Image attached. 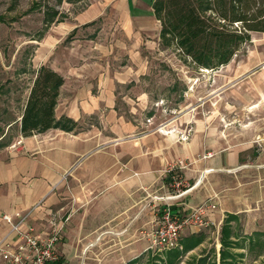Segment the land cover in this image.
<instances>
[{"label": "crops", "instance_id": "obj_1", "mask_svg": "<svg viewBox=\"0 0 264 264\" xmlns=\"http://www.w3.org/2000/svg\"><path fill=\"white\" fill-rule=\"evenodd\" d=\"M154 1L96 0L76 13L68 29L108 12L115 16L114 43H122L119 37L139 43L142 35L158 32ZM58 56L52 69L64 81L54 116L91 125L26 136L18 131L12 142L0 146V240L18 242L2 213L30 211L27 223L38 232H58L56 264H160L157 256L163 264H174L167 260L169 250L163 257L164 250L151 246L162 207L166 203L184 215L212 193H217L216 207L205 211L207 224L181 232V248L196 242L184 255L213 244L217 260L209 249L197 258L219 264L224 225L230 228L228 240L236 242L264 231V129L259 140L240 145L221 144L229 136L223 132L217 141L214 133L209 140L200 132L195 148L186 140L174 144L163 133L133 132L116 105L109 76L117 72L60 66ZM187 157L193 158L188 167L169 171L168 165L184 163ZM179 177L189 180L183 193L173 186ZM250 246L238 243L236 249L245 252ZM0 264L9 263L0 258Z\"/></svg>", "mask_w": 264, "mask_h": 264}, {"label": "rangeland", "instance_id": "obj_2", "mask_svg": "<svg viewBox=\"0 0 264 264\" xmlns=\"http://www.w3.org/2000/svg\"><path fill=\"white\" fill-rule=\"evenodd\" d=\"M95 1L0 0V143L12 142L18 134L37 71L41 66L52 69L55 53L60 66L68 63L71 68L117 72L109 76L115 83L116 105L133 132L163 133V137L173 138L174 144L186 140L189 148H195L200 132L209 140L215 135L216 141L218 133L228 134L221 140L225 145H240L263 136L259 132L264 129V32L250 31V39L241 43L227 63L200 68L174 44L167 47L161 43L160 20L156 35L144 34L139 43L119 37L122 43L115 44V16L108 12L94 22L68 29L76 13ZM89 125L84 122L73 129ZM191 160H177L168 167L178 169L177 165L184 164L179 168L184 169ZM177 179L182 181L179 189L187 187L189 180ZM238 243L250 244V249L237 250ZM175 249L181 250V244L171 250ZM207 249L217 260L213 244L197 254H205ZM221 249L222 245L219 264ZM166 251H162L163 257ZM221 252L228 255L222 264H264V236L230 242ZM197 254L184 255L174 264L200 263L202 258Z\"/></svg>", "mask_w": 264, "mask_h": 264}, {"label": "trees", "instance_id": "obj_3", "mask_svg": "<svg viewBox=\"0 0 264 264\" xmlns=\"http://www.w3.org/2000/svg\"><path fill=\"white\" fill-rule=\"evenodd\" d=\"M153 12L162 24L161 43L167 47L174 44L200 68L227 63L241 43L250 39V31L264 32V0H155ZM63 81V77L52 69L44 66L38 69L21 113L19 131L22 135L49 128L72 130L76 127L77 123L71 118L56 119L54 116ZM229 234V226L224 225L220 238L222 249L233 242L228 241ZM256 235L264 236V231ZM195 244H183L181 250L170 249L167 260L179 261ZM221 251L220 264L227 262L228 257ZM198 264H204V260Z\"/></svg>", "mask_w": 264, "mask_h": 264}, {"label": "built area", "instance_id": "obj_4", "mask_svg": "<svg viewBox=\"0 0 264 264\" xmlns=\"http://www.w3.org/2000/svg\"><path fill=\"white\" fill-rule=\"evenodd\" d=\"M177 166L182 168L184 164ZM172 168L176 167H169V171ZM180 184L182 181L178 179L173 183L174 188H177L176 193H183L188 188L187 186L179 189ZM216 198L217 193H212L207 201H203L184 215H178L165 203L152 230L151 246L163 250L177 248L184 228L190 225L205 226L207 224L204 217L205 211L216 207L214 202ZM29 213L30 211L2 213V219L9 224L10 232L17 235L18 242L16 245H11L9 242H4V238L0 240V258L9 264H56L59 258L56 250L58 232L55 229H52L50 233L38 232L33 225L27 223Z\"/></svg>", "mask_w": 264, "mask_h": 264}]
</instances>
